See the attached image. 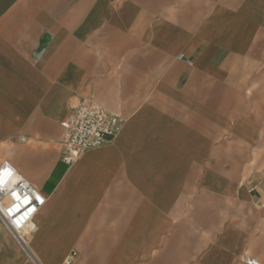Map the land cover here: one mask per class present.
<instances>
[{
  "label": "crops",
  "instance_id": "crops-1",
  "mask_svg": "<svg viewBox=\"0 0 264 264\" xmlns=\"http://www.w3.org/2000/svg\"><path fill=\"white\" fill-rule=\"evenodd\" d=\"M88 100L125 124L68 165ZM4 162L46 201L0 264H264V0H0Z\"/></svg>",
  "mask_w": 264,
  "mask_h": 264
},
{
  "label": "built area",
  "instance_id": "built-area-1",
  "mask_svg": "<svg viewBox=\"0 0 264 264\" xmlns=\"http://www.w3.org/2000/svg\"><path fill=\"white\" fill-rule=\"evenodd\" d=\"M63 124L66 132L62 158L66 164L72 165L85 151L104 145L119 133L125 119L97 101L88 100L77 107ZM45 201L38 188L23 178L10 162L0 165V217L27 252L29 247L25 237ZM76 256L73 251L66 258V263L71 264ZM248 263L258 264L253 259H248Z\"/></svg>",
  "mask_w": 264,
  "mask_h": 264
},
{
  "label": "bare ground",
  "instance_id": "bare-ground-1",
  "mask_svg": "<svg viewBox=\"0 0 264 264\" xmlns=\"http://www.w3.org/2000/svg\"><path fill=\"white\" fill-rule=\"evenodd\" d=\"M33 229H34V228H33ZM30 230H31V229H30ZM30 230H29V231H30ZM25 240H26V242L28 243L27 236L25 237Z\"/></svg>",
  "mask_w": 264,
  "mask_h": 264
}]
</instances>
